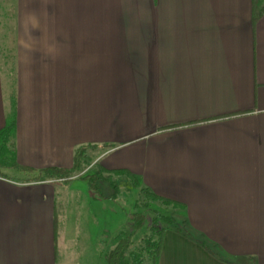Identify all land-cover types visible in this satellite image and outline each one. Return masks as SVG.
Returning a JSON list of instances; mask_svg holds the SVG:
<instances>
[{
    "label": "crops",
    "instance_id": "obj_1",
    "mask_svg": "<svg viewBox=\"0 0 264 264\" xmlns=\"http://www.w3.org/2000/svg\"><path fill=\"white\" fill-rule=\"evenodd\" d=\"M6 4L0 129L14 108L18 164L68 169L87 146L103 173L182 207L189 232L165 231L158 264H264V8L253 21L252 0H13L8 18ZM31 176L0 174V264H71L77 203L65 180ZM104 199L99 257L119 232Z\"/></svg>",
    "mask_w": 264,
    "mask_h": 264
},
{
    "label": "rangeland",
    "instance_id": "obj_2",
    "mask_svg": "<svg viewBox=\"0 0 264 264\" xmlns=\"http://www.w3.org/2000/svg\"><path fill=\"white\" fill-rule=\"evenodd\" d=\"M6 7L8 8L7 17L14 18L15 8L13 7V0H5ZM6 13V12H5ZM10 39H8V42ZM11 71L8 72L7 80L9 81V89H11ZM97 152V151H96ZM94 152L86 153L84 174L91 175L98 169V164H95L92 160ZM0 174L8 177H21L27 175L25 172L16 168H1ZM106 175V173H103ZM115 177V174H111ZM66 184L59 185L57 191H60L61 196L68 197L67 201L75 202L74 206L71 205L70 210L67 207L68 219L66 220V226L69 229L68 232H64L65 237L72 238L76 244L75 251L76 256L71 264H103V258L98 256L99 247H103L104 244L98 246V228H100V220L98 217V197L99 195L112 194L113 200L104 199L103 204H110L113 212V216L109 221V233L112 230H122L130 225L129 215L135 211L144 212L147 217H150L152 210H157L162 214H171L178 220L184 219L178 209H172L171 206L167 207L160 201H153L149 199L146 194L143 193L137 186L133 185V179L126 175L118 179L116 182L113 178L111 180H104L102 178L93 179L92 177H80L65 180ZM118 183V184H116ZM115 185V186H114ZM77 192L75 199L73 194ZM90 194L96 198V203L92 201L91 206H84L87 200L82 193ZM85 213V214H84ZM83 217L86 220L83 219ZM65 221V219H64ZM111 228V230H110ZM146 229H143V232ZM142 232V231H141ZM118 234V232H117ZM115 234V237L116 235ZM101 238V237H100ZM111 247V246H110ZM95 251V252H94ZM57 264H64L62 259L58 258ZM146 264H149L148 262Z\"/></svg>",
    "mask_w": 264,
    "mask_h": 264
},
{
    "label": "trees",
    "instance_id": "obj_3",
    "mask_svg": "<svg viewBox=\"0 0 264 264\" xmlns=\"http://www.w3.org/2000/svg\"><path fill=\"white\" fill-rule=\"evenodd\" d=\"M263 8L264 0H252L253 21H256L261 16ZM14 133L15 114L14 108H11L4 126L0 129L1 168H16L26 174H31V178L35 180H69L83 176L88 178L92 177L93 179L98 177V179L102 178L107 181L112 179L111 174L104 175L101 168L95 170L91 175L84 174L83 171L86 164L84 159L86 157L87 146H81L75 150L73 164L68 169L48 167L42 170H34L20 165L16 160L12 147ZM107 147L109 145L104 146V148ZM112 173L115 175L125 174L133 179L134 186L138 185L134 176L127 171L118 170ZM141 190L153 201H160L167 207L171 206L172 209H182L176 202L161 198L145 188ZM129 220L130 225L120 230L116 237H114L113 245L103 252L101 256L104 261L103 264H146L147 262L149 264H158L165 231L167 229H174L184 235H186V232H189L188 222L185 218L178 220L171 214H162L155 209L152 210L150 217H147L144 212L135 211L129 215ZM143 229L146 230L143 232Z\"/></svg>",
    "mask_w": 264,
    "mask_h": 264
}]
</instances>
